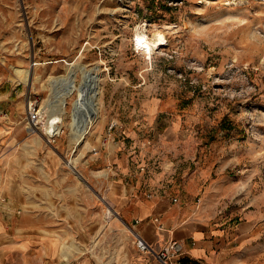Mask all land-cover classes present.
<instances>
[{"label":"rangeland","instance_id":"rangeland-1","mask_svg":"<svg viewBox=\"0 0 264 264\" xmlns=\"http://www.w3.org/2000/svg\"><path fill=\"white\" fill-rule=\"evenodd\" d=\"M138 27L166 42L151 53L137 47ZM95 71L101 105L92 122L74 111ZM0 97L26 125L29 98L47 118L64 100L62 132L49 142L43 127L30 131L47 150L24 163L33 178L68 181L50 202L77 254L116 263L122 235L114 224L128 229L103 188L106 159L113 151L117 166L133 138L159 151L152 164L191 141L197 160L220 164L241 190L223 211L259 213L264 227V0H0ZM20 174L30 176L28 168Z\"/></svg>","mask_w":264,"mask_h":264},{"label":"crops","instance_id":"crops-1","mask_svg":"<svg viewBox=\"0 0 264 264\" xmlns=\"http://www.w3.org/2000/svg\"><path fill=\"white\" fill-rule=\"evenodd\" d=\"M7 106L0 99V264H100L93 255L77 254L70 247L68 230L54 225L52 189L68 188V181L43 176L39 180L36 174L33 178V167H26L25 158L47 149ZM133 139L132 151L117 166H111L113 151L106 159L109 176L103 188L128 229L114 224L122 235L115 264H162L153 253L137 248L134 232L155 250L170 239L180 240L194 264H264V227L259 222L263 215L223 211L241 190L220 164L197 160L191 141L172 159L166 154L160 163H146L159 151H148L145 143ZM49 159L39 169L45 177L53 168L50 155ZM27 168L28 179L20 174ZM61 199L69 204L68 193ZM81 240L77 235V242Z\"/></svg>","mask_w":264,"mask_h":264},{"label":"bare ground","instance_id":"bare-ground-1","mask_svg":"<svg viewBox=\"0 0 264 264\" xmlns=\"http://www.w3.org/2000/svg\"><path fill=\"white\" fill-rule=\"evenodd\" d=\"M141 27L137 28L136 31V35H135V44L137 47L141 48V49H148V52L151 53L154 46H157L161 43H165L166 42V37L164 35V33L158 31L156 33H154L153 36V40L149 41L146 39L145 37V33L140 31ZM88 96H87V101L82 104V103H78V105L80 106V109L84 108L83 112H81V110L79 109V111L75 110L74 114H76V112L78 113V117L80 118H86V119H91V121L93 122V119L95 117H98L99 112H100V100H101V87H100V74L98 72H93V74L90 76L89 80H88ZM62 104H64V100L61 101L60 103V108L59 111L57 112V114H52L47 118V123L45 124L44 128L46 127V134L47 136H49L50 131L53 130L52 127V123H61L62 121V114H63V110H62ZM41 113L44 114L46 111H43L40 107ZM26 111H27V105H26ZM74 117V116H73ZM75 119V118H74ZM77 119V118H76ZM28 121V119H27ZM50 121H52L50 123ZM74 123V122H73ZM88 125V124H87ZM86 125V127H87ZM78 128V127H77ZM89 128V126H88ZM84 129V127H83ZM58 132L57 133H61L62 129H61V125L58 126ZM75 135L77 136V139L80 140L83 136H82V128L79 129V131L76 129L75 130ZM87 132V131H86ZM71 163V162H70ZM115 214L112 210L109 209L108 213H107V217L111 218L113 217Z\"/></svg>","mask_w":264,"mask_h":264},{"label":"built area","instance_id":"built-area-1","mask_svg":"<svg viewBox=\"0 0 264 264\" xmlns=\"http://www.w3.org/2000/svg\"><path fill=\"white\" fill-rule=\"evenodd\" d=\"M27 119L28 126H30L32 132L38 131L40 127L45 126L47 123L46 115L41 113L38 101L32 98L27 100ZM47 136L49 142L55 141L57 135ZM109 209L114 207L111 204ZM114 211H116L114 209ZM158 220V218H156ZM136 237L137 248L144 253L151 252L162 264H194L190 260H187L186 252L183 243L178 239H170L166 244L159 250H155L152 245L139 233L134 232Z\"/></svg>","mask_w":264,"mask_h":264},{"label":"water","instance_id":"water-1","mask_svg":"<svg viewBox=\"0 0 264 264\" xmlns=\"http://www.w3.org/2000/svg\"><path fill=\"white\" fill-rule=\"evenodd\" d=\"M52 121H50V123H51ZM60 125V123H57V122H55V123H52V127H53V130L52 131H50V133H49V135H54V134H56L58 131V126Z\"/></svg>","mask_w":264,"mask_h":264}]
</instances>
